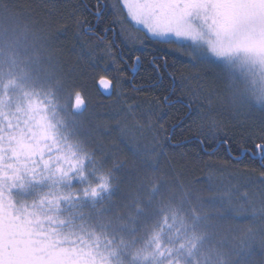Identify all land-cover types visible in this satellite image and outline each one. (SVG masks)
Instances as JSON below:
<instances>
[{"label": "snow or ice", "instance_id": "6c2138e0", "mask_svg": "<svg viewBox=\"0 0 264 264\" xmlns=\"http://www.w3.org/2000/svg\"><path fill=\"white\" fill-rule=\"evenodd\" d=\"M70 15L103 93L126 95L116 91L125 81L133 92L163 90L144 113L156 136L151 149L142 147L128 136L127 121L117 120L119 144L106 146L97 138L100 129L79 118L88 107L83 86L58 70L47 39L28 25L0 28V264H264V204L257 210L247 193L235 202L238 189L210 177L207 195L193 192L161 170L165 147L191 142L177 139L176 129L193 109L176 96L166 58L158 63L153 55L152 75L137 84L145 66L133 55L153 51L149 45H174L168 51L178 60L204 67L222 84L234 112L264 113V0H79ZM177 105L189 111L165 128L166 109ZM124 107L135 118L140 105L125 101ZM205 107L196 110L204 121L195 137L200 150L209 156L223 150L221 167L247 169L258 161L264 169V131L254 148L242 143L233 154L232 136L211 115V100ZM125 151L135 157L131 168L117 159ZM259 178L264 182V171ZM249 209L259 228L224 227L229 219H246Z\"/></svg>", "mask_w": 264, "mask_h": 264}, {"label": "trees", "instance_id": "16d2710c", "mask_svg": "<svg viewBox=\"0 0 264 264\" xmlns=\"http://www.w3.org/2000/svg\"><path fill=\"white\" fill-rule=\"evenodd\" d=\"M79 0H0V5L7 4V10L0 8V28H23L28 25L30 31L36 32L41 37L47 39L48 54L51 55L54 64L58 65V70L74 77L78 85L83 86V95L86 99L88 107L83 115L79 117L84 121L86 127L100 129L96 132L97 138L103 140L106 146L113 143L119 144L120 133L115 129L117 120L127 121V126L131 129L128 133L129 137H134V142H139L142 147L151 149L156 136L155 128L149 129L148 116L145 111L153 101V97H160L164 94L162 89H149L140 92H133L131 85L126 81L121 88L116 91L126 95L117 96L113 93L110 97L103 96L95 81L87 69L88 57L82 55L81 42L76 39L78 29L74 20L76 17L70 15L77 8ZM48 5L51 9L49 15L48 9L44 6ZM86 16L87 14H79ZM90 19V17H89ZM112 17H108L105 23H108ZM67 31L64 32V27ZM118 28L119 26L116 25ZM62 34L57 35V32ZM141 35H143L141 33ZM111 39V33H108ZM94 39V37L92 38ZM119 43V41H117ZM175 47L174 45H149L153 51L137 52L133 55H141L144 69L137 76L136 83H147L152 75L151 68L148 65L153 55L158 57V63H163L166 58L171 67L169 72L174 73L175 82L178 85L176 96L182 98L184 105L191 103L193 112L190 119L183 120V123L176 129L177 139L181 136L191 137V142L185 141L179 147H165V155L159 157L160 168L165 172H169L179 179L193 192L199 190L201 194L207 195L205 191L208 187V180L211 178L213 184L224 187L238 189L234 191V201L240 202V198L247 193L252 205L258 210L264 204V182L259 178L260 172L264 171L259 167L258 161L250 164L247 169L244 165L234 167H221L226 162L223 150L216 155L209 156L200 150L195 137L200 133V125L204 123L201 120L197 109L203 108L207 112L208 100H211L213 111L211 115L221 122L224 131L233 139V154H238L237 150L243 143L244 146L254 148V143L260 142V133L264 131V113L258 111H242L234 112L230 102L227 100L222 91V84L217 83L214 76L206 75V69L202 66L191 65L187 58L177 59L176 55L171 54L168 49ZM101 54V49L96 50V55ZM175 61V62H174ZM124 76L130 73L124 71ZM172 79L165 80V85L171 84ZM79 90V88L77 89ZM127 104H139L140 107L133 109L137 113L135 118L129 115L124 107ZM119 111V115L116 112ZM169 115L166 117L164 127L168 128L177 120L188 112V107L177 105L175 108L166 109ZM156 115L151 116V120L155 122ZM139 122L145 125L143 129H138L134 125ZM103 129H111L110 134L105 135ZM223 135V132L221 133ZM234 134V135H233ZM249 134L255 139H248ZM164 133H160L157 137L163 142ZM205 139V137H201ZM115 151V149H111ZM159 149H157V152ZM145 158L151 157L153 160L157 158L154 152H144ZM118 160H127V167H132V161L135 159L128 152H121L117 157ZM247 163V162H246ZM254 169V172L252 170ZM151 173V169H146ZM252 172V175H249ZM247 218L242 221L227 220L224 221V227H246L259 228L260 218L253 219L251 209L246 213Z\"/></svg>", "mask_w": 264, "mask_h": 264}, {"label": "water", "instance_id": "95a60500", "mask_svg": "<svg viewBox=\"0 0 264 264\" xmlns=\"http://www.w3.org/2000/svg\"><path fill=\"white\" fill-rule=\"evenodd\" d=\"M98 87V86H97ZM98 90L100 91V93L105 96V97H110L107 93H103L102 90L98 87Z\"/></svg>", "mask_w": 264, "mask_h": 264}]
</instances>
